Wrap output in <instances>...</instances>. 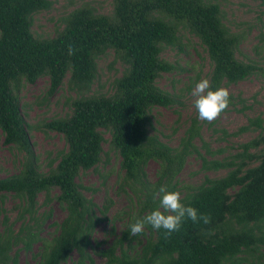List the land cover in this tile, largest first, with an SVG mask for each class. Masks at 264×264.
I'll list each match as a JSON object with an SVG mask.
<instances>
[{"label": "trees", "instance_id": "trees-1", "mask_svg": "<svg viewBox=\"0 0 264 264\" xmlns=\"http://www.w3.org/2000/svg\"><path fill=\"white\" fill-rule=\"evenodd\" d=\"M49 5V0H0V128L6 143L27 152L18 173L0 178V191L20 197L26 205L22 212L35 222L37 194L41 191L47 194L57 187V199L66 214L57 225L58 233L49 241L40 239L27 224L16 232L10 227L0 230V264H16L12 246L22 242L29 248L35 240L43 244L39 264H61L72 251L77 253L72 264H95L87 248L91 245L92 229L100 220L98 207L82 193L76 176L81 168H91L99 161L101 127L111 130L110 144L120 154L121 166L128 177L137 180L143 164L154 158L161 162L163 185H169L188 146L193 147L191 139L198 134V127L192 125L180 151L172 153L155 135L148 134L147 123L151 106L173 102L154 81L160 73L172 68L160 57V52L164 45L178 44L180 24L187 25L206 47L213 63L212 90L219 88L222 80L236 82L257 70L252 61L236 58L240 35L225 26L217 3L113 0L110 16L97 13L85 3L69 13L64 28L56 36L35 38L31 32L32 15ZM69 45L75 49L74 55L68 54ZM107 48L119 53L128 67L117 80L112 95H84L96 76V59ZM67 73L68 84L80 96L72 101L70 115L45 124L64 136L67 148L56 164H50L48 172L42 173L32 154L27 124L14 89L22 79L34 82L47 75L49 91H53L61 86ZM251 125L260 128V132L241 144L242 150L236 155L238 161H211L208 165L229 167L228 172L219 178H206L182 198L186 205L209 214L211 223L185 220L180 231L170 236L163 229L148 226V238L138 257L127 258L123 251L117 256L113 248L97 251L106 257L104 264H237L241 254L257 251L259 244H264V126L256 117L240 127V131ZM252 161L257 163L250 165ZM155 204L148 195L142 205V210L148 209L144 216L156 209ZM107 208L106 205L103 209ZM129 231L122 238L127 240ZM135 238L129 237L128 244Z\"/></svg>", "mask_w": 264, "mask_h": 264}, {"label": "rangeland", "instance_id": "rangeland-1", "mask_svg": "<svg viewBox=\"0 0 264 264\" xmlns=\"http://www.w3.org/2000/svg\"><path fill=\"white\" fill-rule=\"evenodd\" d=\"M217 3L222 12V21L232 32L240 35L235 56L243 62L252 61L257 70L236 82L222 80L219 87L229 89L230 105L215 121L209 123L198 119L191 91L202 78L210 80L213 63L205 45L187 25L178 27V44L164 45L160 57L172 65L155 78V85L167 92L173 102L167 106L154 105L149 108L147 132L155 135L167 147L181 149L189 128L198 127V134L191 139L193 147L188 146L181 166L170 178L169 185H163L160 179L161 162L150 158L142 166L138 179L126 175L121 166V156L110 144L111 130L101 127L103 136L102 151L95 166L81 168L76 182L82 185V193L98 207L97 221L90 234L91 245L87 252L95 264H104L106 257L97 251L113 248L120 256L122 251L127 258L138 257L141 246L148 238L147 228L144 234L128 241L123 233L134 218L143 217L148 209L142 205L150 195L156 209L160 204L157 195L159 188L165 186L171 191H180L182 198L206 178L224 176L229 167H208L211 161H238L236 157L241 144L255 137L260 128L251 125L248 130L240 131L250 120L258 117L264 126V1L259 0H205ZM50 5L33 13L31 32L35 38L47 39L56 36L65 26V19L71 11L88 3L99 14L112 15L113 0H49ZM198 66V70H197ZM128 63L113 48H107L96 59V76L84 95L109 96L115 92L116 82L122 77ZM69 73L61 86L49 91L50 80L47 75L39 76L34 82L20 80L14 93L27 124L31 151L37 160L39 170L47 173L50 164L54 166L62 151L67 148L64 136L45 124L55 118L72 113V101L80 96L74 87L68 84ZM258 152L259 149H250ZM27 158V152L15 144L4 141L0 128V178L18 173ZM203 158L206 160L203 161ZM252 161L250 165L256 164ZM59 190L52 187L49 193L41 191L36 196L34 217L22 212L24 201L10 192L0 191V230L10 227L14 232L27 224L42 240H50L58 233L57 225L66 214L65 207L57 199ZM108 206L104 210V206ZM104 211V213L101 212ZM264 229V228H263ZM121 240V243H120ZM41 240H35L29 248L17 242L11 253L16 254V264H39ZM237 264H264V244L257 251L243 253ZM77 253L61 264H72ZM246 260H245V259ZM227 264V263H225Z\"/></svg>", "mask_w": 264, "mask_h": 264}, {"label": "clouds", "instance_id": "clouds-1", "mask_svg": "<svg viewBox=\"0 0 264 264\" xmlns=\"http://www.w3.org/2000/svg\"><path fill=\"white\" fill-rule=\"evenodd\" d=\"M68 54H75L71 45ZM230 95L228 88L219 87L212 90L209 79H200L191 91L198 119L209 123L215 121L229 107ZM157 195L160 197L159 207L144 217L134 218V222L129 225L132 236L141 234L148 226L154 230L163 229L165 235L170 236L173 232L180 231L185 220H191L193 223H211L209 214L201 213L196 207L183 202L180 191H168L165 186H161Z\"/></svg>", "mask_w": 264, "mask_h": 264}]
</instances>
